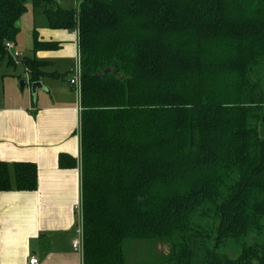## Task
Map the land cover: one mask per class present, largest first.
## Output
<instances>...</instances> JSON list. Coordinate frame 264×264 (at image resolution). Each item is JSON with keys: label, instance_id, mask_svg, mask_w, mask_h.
Instances as JSON below:
<instances>
[{"label": "trees", "instance_id": "trees-1", "mask_svg": "<svg viewBox=\"0 0 264 264\" xmlns=\"http://www.w3.org/2000/svg\"><path fill=\"white\" fill-rule=\"evenodd\" d=\"M60 1L0 0V60L29 4L78 32L83 264H129V240L168 244L158 264H264V0ZM62 45L34 31L31 84ZM38 186L0 161V193Z\"/></svg>", "mask_w": 264, "mask_h": 264}, {"label": "crops", "instance_id": "crops-1", "mask_svg": "<svg viewBox=\"0 0 264 264\" xmlns=\"http://www.w3.org/2000/svg\"><path fill=\"white\" fill-rule=\"evenodd\" d=\"M19 26L15 50L22 58L34 55L35 30L63 45L36 54L46 76L35 95L22 63L0 60V161L35 163L39 183L36 191L0 193V264H30L33 256L39 264H83V252L73 249L81 221V88L69 83L81 73L78 32L39 25L31 4ZM63 153L77 166L61 168Z\"/></svg>", "mask_w": 264, "mask_h": 264}, {"label": "rangeland", "instance_id": "rangeland-1", "mask_svg": "<svg viewBox=\"0 0 264 264\" xmlns=\"http://www.w3.org/2000/svg\"><path fill=\"white\" fill-rule=\"evenodd\" d=\"M80 0H61L60 6L63 8L71 9L78 8ZM46 23L47 19L45 15L39 11L37 13V23ZM6 62H1L5 66ZM18 67L21 69L23 65L20 64ZM126 256L129 264H158L157 262L168 253L169 246L164 242L157 241H139L129 240L126 242ZM230 254L236 257L239 253L230 249Z\"/></svg>", "mask_w": 264, "mask_h": 264}, {"label": "built area", "instance_id": "built-area-1", "mask_svg": "<svg viewBox=\"0 0 264 264\" xmlns=\"http://www.w3.org/2000/svg\"><path fill=\"white\" fill-rule=\"evenodd\" d=\"M5 46L7 52L9 53L10 57L15 61V63H21L22 55L15 50V42L8 41L6 42ZM69 83L71 84V86L81 88V73H79L77 76H73ZM76 211L79 215H81V221L78 223L76 228L77 238L73 241V249L78 252H83V227L81 205H78L76 207ZM30 264H39V259L35 256L31 257Z\"/></svg>", "mask_w": 264, "mask_h": 264}, {"label": "water", "instance_id": "water-1", "mask_svg": "<svg viewBox=\"0 0 264 264\" xmlns=\"http://www.w3.org/2000/svg\"><path fill=\"white\" fill-rule=\"evenodd\" d=\"M26 81H21V83H20V86H21V89L23 90L24 88H25V86H26ZM42 87V84L40 83V82H35V83H32L31 84V88H32V92H33V94L35 95L36 93H37V90L39 89V88H41Z\"/></svg>", "mask_w": 264, "mask_h": 264}]
</instances>
